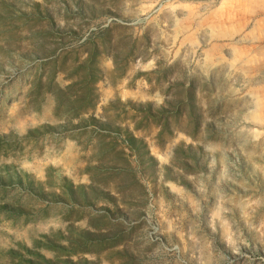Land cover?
I'll return each instance as SVG.
<instances>
[{
	"label": "rangeland",
	"instance_id": "1",
	"mask_svg": "<svg viewBox=\"0 0 264 264\" xmlns=\"http://www.w3.org/2000/svg\"><path fill=\"white\" fill-rule=\"evenodd\" d=\"M0 264H264V0H0Z\"/></svg>",
	"mask_w": 264,
	"mask_h": 264
},
{
	"label": "trees",
	"instance_id": "2",
	"mask_svg": "<svg viewBox=\"0 0 264 264\" xmlns=\"http://www.w3.org/2000/svg\"><path fill=\"white\" fill-rule=\"evenodd\" d=\"M1 189V188H0ZM2 190V189H1Z\"/></svg>",
	"mask_w": 264,
	"mask_h": 264
}]
</instances>
